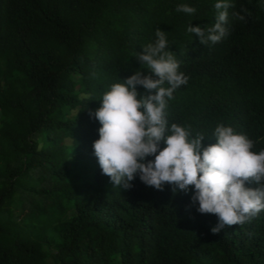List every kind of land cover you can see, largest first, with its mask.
<instances>
[{"label": "trees", "instance_id": "obj_1", "mask_svg": "<svg viewBox=\"0 0 264 264\" xmlns=\"http://www.w3.org/2000/svg\"><path fill=\"white\" fill-rule=\"evenodd\" d=\"M215 3L0 0V264H264V211L213 234L217 217L197 211L191 190L138 176L113 187L93 154L89 110L113 83L149 74L135 57L157 28L188 77L169 125H190L204 146L230 126L264 149V0H229V34L206 45L187 28L207 34Z\"/></svg>", "mask_w": 264, "mask_h": 264}, {"label": "clouds", "instance_id": "obj_2", "mask_svg": "<svg viewBox=\"0 0 264 264\" xmlns=\"http://www.w3.org/2000/svg\"><path fill=\"white\" fill-rule=\"evenodd\" d=\"M229 7V0H216V21L207 34L192 25L187 32L206 45L222 41L229 34ZM176 11L193 14L196 8L180 4ZM233 16L245 20L239 13ZM155 35L156 40L143 45L135 57L149 74L137 70L122 83H113L95 99L100 106L89 110L90 118L100 125L92 148L101 173L113 187L124 190L133 187L137 176L156 190L162 191L166 184L173 193L191 190L197 211L217 217L213 234L226 226L242 225L264 211V149L253 151L254 142L230 126L218 125L212 134L216 142L204 146L205 135L193 137L190 125H169L168 101L188 77L178 71L180 64L169 49L165 31L157 28ZM253 183L258 187L246 186Z\"/></svg>", "mask_w": 264, "mask_h": 264}, {"label": "rangeland", "instance_id": "obj_3", "mask_svg": "<svg viewBox=\"0 0 264 264\" xmlns=\"http://www.w3.org/2000/svg\"><path fill=\"white\" fill-rule=\"evenodd\" d=\"M86 69H88V65L87 64H81L80 65V72H83Z\"/></svg>", "mask_w": 264, "mask_h": 264}]
</instances>
